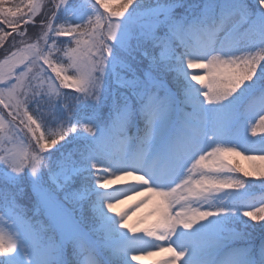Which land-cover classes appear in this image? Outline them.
I'll use <instances>...</instances> for the list:
<instances>
[{
	"label": "snow or ice",
	"instance_id": "snow-or-ice-1",
	"mask_svg": "<svg viewBox=\"0 0 264 264\" xmlns=\"http://www.w3.org/2000/svg\"><path fill=\"white\" fill-rule=\"evenodd\" d=\"M9 40L0 264H264V0H0Z\"/></svg>",
	"mask_w": 264,
	"mask_h": 264
},
{
	"label": "rangeland",
	"instance_id": "rangeland-1",
	"mask_svg": "<svg viewBox=\"0 0 264 264\" xmlns=\"http://www.w3.org/2000/svg\"><path fill=\"white\" fill-rule=\"evenodd\" d=\"M46 1L51 3V0H46ZM84 2H87V0H84ZM13 50H15V49H13ZM5 57H6V55H4L3 58H0V61H3L5 59ZM45 87H47V86H45ZM46 116H47V118L49 120L51 119V116L48 115L47 113H46ZM256 131H257V136L253 137V138H254V140H256L258 142L259 139H260L259 135H260V132H261V128H256ZM248 136H249L250 139L253 140V138L251 136V129H249V131H248ZM242 163L244 164L245 167H247V162H242ZM123 183L132 184V183H135V182L132 181L130 178H128L125 181H117L113 185H111L109 189H107L105 191H110V192H112L113 195H116L117 194V189L120 188ZM132 203H133L132 201H127L124 204H120V205L117 206L116 211L117 212L122 211V210L123 211H127L131 207ZM114 214L115 213H112V215H114ZM133 219L135 220L136 218L134 217ZM138 254L141 255L143 257V259L140 260V261H133L132 264H155L156 261H159V260L164 258L163 256L148 257L144 253H138Z\"/></svg>",
	"mask_w": 264,
	"mask_h": 264
},
{
	"label": "trees",
	"instance_id": "trees-1",
	"mask_svg": "<svg viewBox=\"0 0 264 264\" xmlns=\"http://www.w3.org/2000/svg\"><path fill=\"white\" fill-rule=\"evenodd\" d=\"M14 2H19V0H14ZM141 2L142 3H148V2H150V0H141ZM43 3L47 6V5H50V2H48V1H46V0H43ZM37 22L39 21V19H40V17L38 16L37 18ZM29 32L31 33V26H29ZM36 34H38V30H37V33ZM35 37L33 36V39H34ZM9 46H10V40L9 41H6L5 43H4V45H0V58H3V56L4 55H6V50L9 48ZM262 131L264 132V128H262ZM256 180H254V182H255ZM257 182H260V181H257ZM256 189V188H255ZM255 191H258V189L257 190H255ZM262 194V192L261 191H259L258 192V194H256V196H260ZM25 195H26V197L27 196H30V191H28L27 190V188H26V192H25Z\"/></svg>",
	"mask_w": 264,
	"mask_h": 264
}]
</instances>
